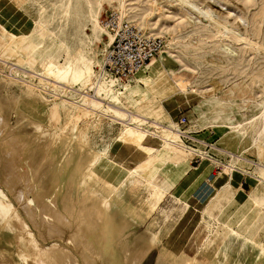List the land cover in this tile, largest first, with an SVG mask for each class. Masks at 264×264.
Returning <instances> with one entry per match:
<instances>
[{
	"label": "rangeland",
	"instance_id": "rangeland-1",
	"mask_svg": "<svg viewBox=\"0 0 264 264\" xmlns=\"http://www.w3.org/2000/svg\"><path fill=\"white\" fill-rule=\"evenodd\" d=\"M89 1L93 10H100L99 21L104 28L101 21L110 10L120 14L121 0ZM187 1L126 0L128 20L148 34L162 37L165 44L162 51L167 50L168 55L165 66L150 82L136 83L134 77L116 82V87L120 89L125 82L132 86L121 96L122 105L133 112L134 118L128 124L111 121L103 115L102 123L97 125L99 113L88 121L78 120L81 125L88 122L86 149L92 147L98 154L86 158L88 170L111 191H115L130 176L125 187L117 192V198H127L128 193L135 192L138 194L136 204L143 206L139 210V219L127 220V239L136 250L148 251L155 247L148 251L142 263L155 264L161 247H166L169 257L183 248L194 227L205 215L202 207L213 191L203 183L204 180L211 173L219 176L223 172L222 165L232 163L238 172L231 192L220 199L211 217L205 216L189 248L213 254L211 259L215 264H264V0ZM68 9L70 14L66 15L64 12ZM86 9H89L87 0H0V58L5 56L6 36L3 30L14 27L16 32L26 33L29 36L27 41L35 46L32 51L15 46L14 57L8 59L9 64L0 60V69L6 73L10 64L16 65V75L24 78L33 70L43 72L50 60L62 65L72 61L77 69L88 64L91 78H96L100 73L98 64L103 63L107 37H93L90 24L84 19ZM55 85L48 88L52 94L66 92L65 96L71 100L82 99L81 82L74 83L69 79ZM18 91L16 89V93ZM182 92L190 95L183 102L176 100L177 94ZM87 94L100 102L106 101L94 90H88ZM152 97L163 103L164 110L160 114L139 110L138 101ZM47 98L50 100L48 107L37 112L26 109V115L21 118L15 112L8 115L4 112L9 126L18 132L21 140H36L37 144L36 148L26 146L21 155H16L20 178L22 172L28 175L34 172V182L22 201H17L15 197L16 190L24 187L18 177L8 185L3 180L5 157L0 147V191L22 216L24 222L18 227L21 233L31 231L39 243L50 246L55 242H71L67 233L74 231L79 222L75 224L73 217L76 208L86 195L95 200L103 199L104 193L98 184H86L84 192L79 190L70 196L73 192L70 183L68 179H62L61 174L66 170V162L56 167L53 160L45 158L50 150V130L59 127L64 120L62 111L56 119L49 110L60 100L53 96ZM170 98L174 101L167 102ZM184 117L186 125L179 127L189 133L182 140L190 147L198 144L195 148L206 157L203 161L169 141L161 145L163 132L152 123L156 121L175 128L173 121H182ZM226 117L242 125L238 135L228 128L215 127ZM123 129L133 141L128 144L141 142L138 148L123 144ZM202 129L205 131L202 136H194L203 132ZM222 130L228 133L230 140L221 141ZM207 136L211 138L206 139ZM228 150L234 155L231 156ZM71 152L72 144L63 148L60 155L68 157ZM185 158L195 169H191L177 186L175 195L174 187L190 169L189 165L183 170L180 165L176 166V162H183ZM75 164L72 162L70 167ZM139 176L150 180L151 184H146ZM60 183L63 188L57 195ZM163 191H168V195ZM176 196L180 198L177 200ZM25 203L33 212L31 217L26 214ZM51 204L60 209L70 207V226L67 221L60 237L41 235L43 216L44 220L47 219L44 212ZM109 209L115 220H121L115 200ZM48 219L54 221L52 216ZM148 222L151 223L149 228ZM18 247L26 248L21 236L10 230L0 234V253L10 261L9 264H21L17 258ZM70 249L73 253L71 258H79L78 248L70 246ZM80 263L83 264L81 260Z\"/></svg>",
	"mask_w": 264,
	"mask_h": 264
},
{
	"label": "bare ground",
	"instance_id": "bare-ground-1",
	"mask_svg": "<svg viewBox=\"0 0 264 264\" xmlns=\"http://www.w3.org/2000/svg\"><path fill=\"white\" fill-rule=\"evenodd\" d=\"M179 1L188 3L187 0ZM87 4L89 6V9L85 10L86 12L84 13V19L87 21V23L90 24L91 32L95 39H99L102 35L107 37V43H105V48H107L114 39L113 33L106 27L105 29L101 26L99 21L100 10H93L89 0H87ZM98 4L100 9V1L98 2ZM153 4L155 5V2H153ZM190 5L194 9H196L193 4ZM118 10L122 19L131 21L128 20L129 16L127 14L128 9L126 0H121L119 2ZM68 11L66 10V12L64 13H66V15H69L70 11ZM134 24L138 27L136 23ZM13 28L8 31L3 30L2 32L6 36L4 40L5 56L3 58H0V60L4 64H9L8 59L14 57L16 53L15 46L24 47L30 51L34 50L35 47L32 43L27 41V37L29 36H27L26 33L16 32ZM138 28L141 29L140 27ZM145 33L148 34L147 32ZM148 35H153V33ZM13 43L15 45H13ZM159 55L160 56H158V58H155L157 56L156 55L151 59L149 63L135 72L133 77L136 83L143 82L146 84L148 81L150 82L153 76L160 71V69L165 64L164 62L166 61L168 51L161 50ZM105 61L106 58L104 54L103 63L98 64L100 73L94 79L91 78L92 71L91 67L88 64H84L82 69H77L72 61L66 62L64 65H62L50 60L45 64V69L43 72L38 73L33 70L29 72V74H25L23 76L24 78H19L16 75L18 69V66L16 65L10 64L8 66V72L6 73L0 69V147L3 150V154L5 157L3 180L5 184L7 183L8 185V183H12L15 177H18V181L23 183L24 187L16 190V200L22 201V197L27 194V191L30 189V186L34 182V172H32V174L30 175H28V173L26 172H22L20 178V176L18 175L19 166L17 163L18 159L16 158V155H21L26 146L36 148L35 146L37 143L36 140H33L31 142H25L21 140L18 132H16L9 126L4 112L6 113V115L10 114L11 112H15L17 117L21 118L22 116L26 115V109L33 112L43 110L45 107L49 106L50 100L47 98V96H53L56 100H60L59 103H54L53 106L49 107V110L51 112V115L56 119L57 116H59V113L62 111L64 120L59 127L55 126L50 130V150L45 154V158L53 160L56 167L61 166L62 162H66V170L61 174L63 176L62 179H68L70 183L73 191L72 193L70 192V196H74V193L79 190H82L84 192L86 184H98V186H100L102 192L104 193L103 199L95 200L86 195V197H84V199L81 201L80 205L77 208L75 207L76 214H74L73 217L75 218V224L78 221L79 222L77 223L76 229L74 231H69L67 233V238H69L71 242H68L66 240L63 241L62 244L55 242L50 246H47L45 244L39 243L35 238V235L31 231L25 230L24 233H21V229H19L18 227L21 222H24L22 220V216L18 213L17 209H15V206L10 201H8L5 195L0 191V234H4L5 230H10L16 233V235L23 238L24 246L26 248L18 247L17 249V258L21 260V264H81L80 260L83 264H142L143 260L148 254V251L145 249L136 250L135 248H133L126 235L128 223L127 220L140 218L139 210L143 205L136 204L138 194L133 192L128 193L127 198H117V192L120 187H117L115 191H111L104 185L100 184L96 180V175L88 170L86 162V158L91 154L93 156L95 155V157L98 154L92 147L86 149L88 145L86 137L88 122H86V124L84 125H81V123L78 121L79 119L88 121L94 115L99 113L96 124L100 125L102 123L103 115H106V117L111 121L116 120L123 124H128L127 122L134 118L132 115L133 112L125 109V107L121 103V96H123L131 89V84L125 82L122 84L121 89L117 88L116 82L120 80L115 79L107 72ZM106 76L107 78L109 77L110 80L107 81ZM69 79H71V81L74 83L81 82L82 85L80 89L83 93L82 99L80 101H75L67 98L65 96L66 92H62L61 94H52L48 89L56 86L55 84H62L64 82H67ZM16 89L19 90L18 93H16ZM88 90H94L95 94L99 95L100 97L103 96L106 101H102V99H100L102 101L100 102L93 99L94 96L87 94ZM187 98H190V95L187 92H182L177 94L176 100L183 102V99L185 100ZM173 101L174 98H170L167 102ZM138 107L140 111H146L149 114H160L164 110L163 103H161V101H158L155 97L146 100H139ZM146 120L150 119H145V121ZM176 120L173 121L175 128L165 126L164 124L151 120L152 123H154L155 128L161 129L163 135L165 136H160L162 140L161 145H164V142L169 141V143L172 145H177L180 148L183 147L182 149H187V152L192 153V155L198 157L202 161L206 159V157L201 155V151L199 152L196 148L192 149L193 147L184 144L182 137L188 136L189 132L181 130L179 125L185 126L186 120L182 123H180L179 121L176 122ZM215 127L228 128L231 132L238 135L242 125L240 123L232 122L231 119L226 117L225 121H223L222 123L218 122L217 124H215ZM144 133L148 134V132L146 131H144ZM227 134L228 133H226L225 130L221 131V141L225 139L230 140ZM121 136L123 144L125 146L132 145L135 148H138L139 145H141L140 141H136L135 144H128L129 142L132 143L133 141L127 135L126 129H123ZM71 144L72 152L70 156L63 157L62 155H60L61 150ZM195 145L198 144H192V146ZM228 153L231 154V156L234 155V153L230 150H228ZM72 162H75L76 164L75 166L70 167V164ZM176 164V166L180 165V169H186V167L189 165V159L185 158V161L176 162ZM189 168H192L191 164L189 165ZM69 169L71 170L70 172H68ZM72 171L74 172V175L72 174ZM222 171H224V173H220L217 181H214L216 175L214 173H211L203 182L206 183L209 188L213 189L212 194L209 196L202 207V211H204V213L206 212L208 206L212 204L213 201L217 199L225 189L229 188L232 185V183L234 182L235 174L238 172L235 169V166L232 165V163H224L222 165ZM143 180L146 184H151L150 180ZM156 186L159 190L161 189L158 185ZM62 188L63 186L60 183L56 190L57 195H59ZM114 200L116 202V206L119 209V213L121 214V220L119 221L114 219L113 214L109 209V205ZM23 207H25L27 216L31 217L33 215V212L30 210V206L28 205V203H25ZM39 210L42 211V208L39 207ZM44 213H47V219L44 220L43 216V222L45 225H41L44 229L41 231L42 234L40 232L38 233H40L41 235H53L60 237V234L65 230L63 226L67 224V221L68 223L70 222L68 219V214H70V207L65 206L63 209H60L59 206L51 204V207H49L48 210H45ZM51 216L54 217V221H50V219H48ZM204 220L205 219L203 216L200 222H204ZM69 226L68 228H70ZM186 244L183 246V248L178 250L171 259H168L161 251H159L156 255L155 264H215V262H213L211 259L212 257H206L201 255L200 252H192L190 250H187ZM70 246L76 249L78 248L77 251L79 253L80 259L78 257H75V260L71 258L73 253L70 249ZM9 263L10 261L4 258V256L0 253V264Z\"/></svg>",
	"mask_w": 264,
	"mask_h": 264
},
{
	"label": "built area",
	"instance_id": "built-area-1",
	"mask_svg": "<svg viewBox=\"0 0 264 264\" xmlns=\"http://www.w3.org/2000/svg\"><path fill=\"white\" fill-rule=\"evenodd\" d=\"M101 23L114 36L105 50V64L107 72L117 80L132 79L135 72L149 63L165 46L162 37L146 34L133 22L122 19L114 10H110ZM185 120L184 117L179 122Z\"/></svg>",
	"mask_w": 264,
	"mask_h": 264
},
{
	"label": "crops",
	"instance_id": "crops-1",
	"mask_svg": "<svg viewBox=\"0 0 264 264\" xmlns=\"http://www.w3.org/2000/svg\"><path fill=\"white\" fill-rule=\"evenodd\" d=\"M201 130V129H200ZM202 131H203V129H202ZM204 132L205 131H203V132H201V133H199V134H196V135H194V136H202L203 134H204ZM206 139H210L211 137L210 136H207V137H205ZM219 145V144H218ZM235 146V145H234ZM239 147L240 146H238L237 147V149H239ZM211 148H213L212 146H211ZM233 148H235V147H233ZM237 149H236V151H237ZM194 168V166L192 165V168L191 169H193ZM191 169L187 172V174L180 180V182L176 185V187H174V194L175 195H177V191H176V188H177V186L179 185V184H181V182L183 181V179H185L186 178V176L188 175V173L191 171ZM221 173H224V171L223 172H221ZM129 177L130 176H127L123 181H122V185L120 186V188H119V190L120 189H123L124 187H125V185L127 184V182L129 181ZM217 181L218 180V176H215V178H214V181ZM233 185H234V183H232V185L229 187V188H227V189H225L222 193H221V195L217 198V199H215L214 201H213V203L212 204H210L209 206H208V208H207V210H206V212H205V215H204V219H205V216H208V217H211V214H212V211L214 210V209H216V207L218 206V204H219V201H220V199L221 198H223L224 196H225V194L226 193H230L231 192V190H232V188H233ZM240 185H241V187L243 186V184L242 183H240ZM243 188V187H242ZM118 190V191H119ZM164 193H166V195H168V191H163ZM180 197H178V196H176V199L178 200ZM227 208V205L224 207V209H226ZM224 209H223V211H224ZM203 222V221H202ZM202 222H200V223H198V225L196 226V227H194V231L191 233V236H189L190 238H189V240H188V242L186 241L185 242V244H186V249L187 250H190V251H192V252H200V254L201 255H203V256H206V257H212L213 256V254H209V253H206V251H199L198 249H196V250H193L194 248L193 247H191V248H189L190 247V245L192 244V242H193V237L195 236V234H196V231H197V229H198V227H199V225L202 223ZM204 223V222H203ZM149 225H151V223H149L148 222V225H147V228H149ZM155 236V238H156V235H154ZM153 248H155V247H152L151 249H149L148 251H150V250H152ZM159 251H161L168 259H171L172 257H173V255L177 252H173V253H171V257H169V256H167L166 255V251H167V249H166V247L165 246H163V247H161V249L159 250ZM149 253V252H148Z\"/></svg>",
	"mask_w": 264,
	"mask_h": 264
}]
</instances>
